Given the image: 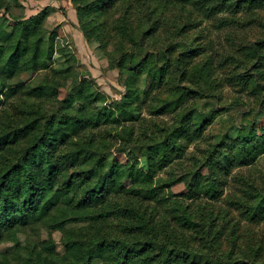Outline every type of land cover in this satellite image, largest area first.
<instances>
[{"label": "rangeland", "instance_id": "rangeland-1", "mask_svg": "<svg viewBox=\"0 0 264 264\" xmlns=\"http://www.w3.org/2000/svg\"><path fill=\"white\" fill-rule=\"evenodd\" d=\"M32 17L54 53L0 74V176L64 115L82 125H50L58 176L102 158L119 188L53 231L56 249L77 236L105 240L110 264H264V0H0L6 29Z\"/></svg>", "mask_w": 264, "mask_h": 264}, {"label": "trees", "instance_id": "trees-1", "mask_svg": "<svg viewBox=\"0 0 264 264\" xmlns=\"http://www.w3.org/2000/svg\"><path fill=\"white\" fill-rule=\"evenodd\" d=\"M40 21L41 18L32 17L19 22L18 30H8L0 19V74L13 77L27 60L31 65L29 69L33 70L49 65L54 53L52 40L48 46H43L46 42L38 36ZM17 89L20 88L14 91ZM94 97L102 98V94L96 95L95 92ZM119 115L125 120L132 118V114L125 110H120ZM104 118V114H96L95 123ZM53 123L58 125L55 126L58 130L62 124L68 123L67 127L73 133L82 125L69 116H53L48 120L37 146L17 149V158L6 165L0 176V264H91L94 258L101 259L102 264H110L112 256L105 240L88 241L66 236L64 252L56 249L51 236L53 231L67 235L69 228L66 224L69 221L79 217L96 219L101 214H91V209L104 204L106 198L119 188L115 186L114 190L115 179L101 171L106 161L102 158H95L94 165L81 173L82 176L73 173L65 175L62 170L58 176L55 171L57 160L49 157L50 150L43 145V141L55 139L50 132ZM38 128L36 121L32 120L24 127L6 133L3 138H15L19 130L28 134ZM80 154L81 151L77 150L71 153V157L75 159ZM22 171H26V175ZM42 229L47 236L40 239ZM31 233L37 234V239L32 240ZM5 242L12 243L13 248H1ZM126 247L128 251L147 249L141 242L126 244Z\"/></svg>", "mask_w": 264, "mask_h": 264}]
</instances>
